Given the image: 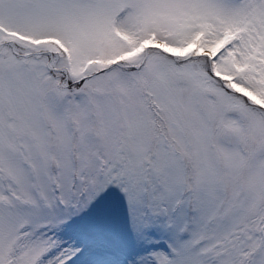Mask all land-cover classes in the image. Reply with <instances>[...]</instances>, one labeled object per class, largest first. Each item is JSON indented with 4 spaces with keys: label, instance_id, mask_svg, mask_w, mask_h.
I'll return each mask as SVG.
<instances>
[{
    "label": "snow or ice",
    "instance_id": "obj_1",
    "mask_svg": "<svg viewBox=\"0 0 264 264\" xmlns=\"http://www.w3.org/2000/svg\"><path fill=\"white\" fill-rule=\"evenodd\" d=\"M0 264H264V0H0Z\"/></svg>",
    "mask_w": 264,
    "mask_h": 264
}]
</instances>
